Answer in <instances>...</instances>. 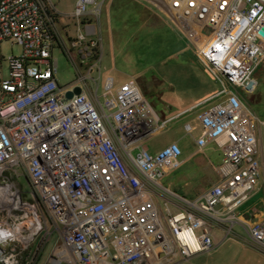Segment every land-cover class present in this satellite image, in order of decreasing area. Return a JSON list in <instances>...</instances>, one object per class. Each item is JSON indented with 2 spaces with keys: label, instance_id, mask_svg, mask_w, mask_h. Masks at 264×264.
<instances>
[{
  "label": "built area",
  "instance_id": "obj_1",
  "mask_svg": "<svg viewBox=\"0 0 264 264\" xmlns=\"http://www.w3.org/2000/svg\"><path fill=\"white\" fill-rule=\"evenodd\" d=\"M142 1L184 32L220 86L203 104L197 140L222 151L217 183L194 199L161 183L183 151L176 142L150 150L170 121L135 80L107 78L101 101L103 2L77 0L68 18L84 32L61 46L52 0H0V264H37L50 221L61 240L54 264H181L242 224L237 210L256 190L261 157L264 164V120L247 103L264 63V0ZM5 44L19 55L6 58ZM58 48L80 73L65 86ZM76 87L82 93L68 99ZM247 236L264 254V223Z\"/></svg>",
  "mask_w": 264,
  "mask_h": 264
},
{
  "label": "rangeland",
  "instance_id": "obj_2",
  "mask_svg": "<svg viewBox=\"0 0 264 264\" xmlns=\"http://www.w3.org/2000/svg\"><path fill=\"white\" fill-rule=\"evenodd\" d=\"M52 1L61 12L63 26L67 25L74 29L75 22L69 19L68 15L74 10L77 0ZM99 1L103 2L104 0ZM119 1L121 0L116 2ZM124 1L128 4L130 11L113 12L106 21L107 29L115 31L114 33L110 32L109 37L114 35L116 43L123 42L125 44H107L105 42L101 44V101L105 102L102 94L105 92L104 82L107 78L112 77L116 86L133 79L138 83L159 116L165 121H171L183 112L189 94L205 86L202 77L210 80L209 75L212 77V74L207 68L204 69L198 60V53L193 44L170 18L150 2H143L142 0ZM110 2L111 0H105L103 5L104 11L98 22L99 31L103 13L109 8ZM106 39L105 37L104 40ZM58 50L54 52V58L58 59L60 69L58 81L60 85L65 86L78 79L80 73L79 70L76 71L68 58ZM2 53L6 58L13 54L19 55L20 48L5 44ZM190 58H192L193 64L187 65ZM93 75L96 79L99 78V73L95 72ZM255 77L259 86L254 95L247 97V103L258 117L264 120V63L256 71ZM96 87L94 85L92 91L95 92ZM184 122L185 117L176 118L168 129H180ZM165 130L149 142L152 152L159 145ZM167 132L171 133L172 131ZM261 163L262 171L260 178L256 181L255 195L239 211L241 213L260 207L264 199L262 157ZM21 183L24 191L32 198V190L27 181L22 179ZM161 183L168 187L166 181L162 180ZM49 228L52 237L48 242L44 240L40 242L41 256L37 264H54V250L61 240L51 221ZM236 232L239 235H244L240 229L234 230L231 238L219 244L212 252L198 254L181 264H264V256H262L264 254L261 255L260 252L257 253L256 249L248 246L240 236H237Z\"/></svg>",
  "mask_w": 264,
  "mask_h": 264
},
{
  "label": "crops",
  "instance_id": "obj_3",
  "mask_svg": "<svg viewBox=\"0 0 264 264\" xmlns=\"http://www.w3.org/2000/svg\"><path fill=\"white\" fill-rule=\"evenodd\" d=\"M116 1L117 0H111L109 8L105 13H103L102 25L100 31L98 30V37L101 39V44H103V42L107 44H125L123 42L116 43L114 35H112L111 38L109 37V33H114L115 31H110L107 29L106 21H108L110 14L117 11L129 10V6L124 0L119 2ZM104 3L105 0L103 1V5ZM103 11L104 8L102 12ZM138 15L141 17L140 14ZM79 29L80 30H78L76 27L73 29L67 25L63 26V24L60 23V36L58 44L61 46L63 44H72V41L75 39L74 37H77L79 34L84 32L83 28ZM105 37L107 38L106 40H104ZM61 50L58 51L61 52ZM191 59L192 58L187 61V65L193 64ZM198 60L201 65H203L204 69H206L207 67L204 62L199 58ZM209 77L211 78L210 80H208V78L202 77L204 79L205 86L202 87V89H196V92L189 94V98L186 100L187 104L185 109H183V112L176 117L177 119L185 117L183 127L175 130L169 128V130V125L176 118L172 119L169 122L165 133L162 135L159 145L153 150V152H157L172 142H176L181 146L183 152L180 158L179 166L175 169L169 170L164 175L162 180L167 182L166 184L168 185L169 189L176 191L177 193L184 195L189 199L196 198L198 195L202 194L205 190L217 183L219 179L218 167L221 164L223 158L222 151L215 144L209 143L204 148H200L197 144V140L202 135V126L199 121V114L203 111V104L216 95L220 90L219 84L210 75ZM188 125L191 127L190 131L187 130ZM167 131L172 132L170 133ZM255 187L257 188L256 183ZM253 195H255V193H253L252 196ZM244 205L237 210L238 217L240 218L242 224L236 226L234 229H240L242 231L244 235H239V233L236 232L237 236H240L246 242L248 240V228L253 223H264V199L262 200L260 207L253 209L252 211L249 210L245 213L239 212L244 207ZM214 235L216 241L220 242L224 235V227H216L214 229ZM257 253L259 252L257 251ZM259 254L262 255V253Z\"/></svg>",
  "mask_w": 264,
  "mask_h": 264
},
{
  "label": "water",
  "instance_id": "obj_4",
  "mask_svg": "<svg viewBox=\"0 0 264 264\" xmlns=\"http://www.w3.org/2000/svg\"><path fill=\"white\" fill-rule=\"evenodd\" d=\"M260 34L264 36V29L260 30ZM81 93H82L81 87H76L74 91L68 92L66 96L68 99H71L73 98L74 95H80ZM0 256H1V253H0Z\"/></svg>",
  "mask_w": 264,
  "mask_h": 264
}]
</instances>
